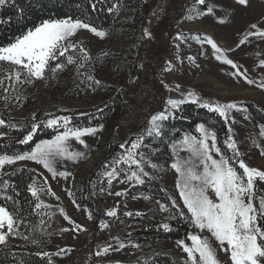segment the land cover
<instances>
[{
    "label": "rangeland",
    "instance_id": "obj_1",
    "mask_svg": "<svg viewBox=\"0 0 264 264\" xmlns=\"http://www.w3.org/2000/svg\"><path fill=\"white\" fill-rule=\"evenodd\" d=\"M145 1L149 3V9L143 25L139 18L126 28L113 31L97 29L106 33L103 38L88 29L77 30L70 42L85 50L78 51L80 57L85 52L90 57L87 62L81 61L84 63L82 68L79 63L66 62L62 70L55 73L47 70L43 78L17 83L6 78L12 66L0 62V80L3 81L0 84V111L14 117H28L39 123L68 116L72 121L75 116L98 111L115 100L127 105L125 109H117L102 124V130L82 137L87 147L74 138L69 139V152L84 155L75 160L57 158L53 163L57 173L55 178L42 164L34 161L12 164L30 165L44 176L45 181L35 183V186L45 189L39 196L45 205L50 206L45 208L48 223L45 219L37 236L25 235L18 230L17 234H9L7 243L0 246L36 239L49 253L53 264H135L138 259L161 249L186 259V253L177 246V241H161L149 236L134 240L135 223L119 222L122 217L129 216L126 213H142L155 208L163 220L170 213L161 211L150 196L147 200L143 198L145 195L127 197V190L140 184L126 180L127 165H114V161L109 165L106 163V159L115 152L118 158L125 151L120 146H106L116 140V134L118 137L126 136L122 144L129 148L133 133L144 132L151 115L163 111L169 98H182V93L192 92L213 104L235 103L237 108L229 111L227 119L230 136L245 163L264 170V135L261 134L264 126L255 124L246 109L238 105L239 101H252L264 107V88L259 87L264 83V66H260V61L264 60V39L251 36L245 44L239 43L248 32L255 31L251 25L256 24L264 30V0H247L246 5L239 4L237 0H205L204 4H197V0ZM208 7L213 9L210 14L206 11ZM187 33L211 38L239 66V71L255 83H247L242 75L233 76L236 70L217 60L210 44L191 40ZM178 35L185 39H177ZM71 55L74 59L78 57L77 54ZM89 76L100 84L93 85ZM177 85L178 91L174 90ZM192 135L199 136V133ZM143 144L147 147L140 151L160 166L159 171L146 170L152 179L162 181L170 197L182 204L175 186L178 174L171 168L175 161L172 148L160 156L159 144L145 139ZM180 155L187 156V153L181 152ZM102 166L106 169L101 178L92 180L91 174ZM113 167L124 171L109 183L107 172ZM60 172L70 175L60 176ZM85 184L90 191L88 199L93 202L92 208L78 206L72 197L73 191L84 189ZM47 189H51L54 195ZM116 192L125 194L116 196ZM60 209L64 210L63 214ZM112 209L116 210V216L106 215ZM65 215L69 219H65ZM196 231L191 225L190 232ZM115 237L126 245L119 251L115 250L118 247ZM212 243L215 246L214 240ZM109 245L111 248L107 253L97 255ZM217 254L221 264H230L228 254L219 250Z\"/></svg>",
    "mask_w": 264,
    "mask_h": 264
},
{
    "label": "snow or ice",
    "instance_id": "obj_2",
    "mask_svg": "<svg viewBox=\"0 0 264 264\" xmlns=\"http://www.w3.org/2000/svg\"><path fill=\"white\" fill-rule=\"evenodd\" d=\"M204 2L205 0H197V4H204ZM237 2L241 5L247 4V0H237ZM8 3L9 0H0V7ZM12 3L14 4L15 0H12ZM206 11L210 14L213 9L208 7ZM200 14L197 13V15ZM189 18L192 17L189 16ZM251 28L255 31L248 32L239 41L241 45L248 42V38L251 36L264 39V30H260L256 24L251 25ZM79 29H88L101 38L106 35L105 32L97 30L80 19L74 20L71 17L45 19L38 26L16 37L13 42H9L6 46H0V62H6L12 66L9 76L6 78L14 79L17 83L31 82L32 78H43L47 70L53 73L58 69L62 70L65 67L64 64L57 63L55 67H51L50 62L64 57L70 49L85 51L82 47L78 48L77 45L70 42V38ZM145 35H148L147 31H145ZM193 38L210 44L215 58L236 70L232 73L233 76L242 75L247 83H255L245 73L239 71V66L228 58L211 38L206 36ZM177 39L184 40L185 38L178 35ZM89 59L86 52L82 57L76 59L69 54L67 64L79 63L82 68L83 62H87ZM260 66H264V60L260 61ZM88 79L93 81V85L100 84L91 76ZM0 84H3L2 80H0ZM259 87L264 88V83ZM174 90L178 91L179 85ZM4 91L7 92L8 89L5 88ZM181 96L180 99L169 98L166 101L167 107L163 111L151 115L148 126L144 130L147 137L154 141L160 140L163 143V137L167 135L165 122L175 117L181 105L189 100L192 103H199L200 107L206 108L210 112L218 113L226 121L229 111L237 108L235 103L213 104L204 101L192 92L186 95L182 93ZM98 111L102 112L103 110L98 109ZM245 118L247 119V117ZM70 123L68 116H58L39 123H32L27 134L18 143L30 144L41 127L54 128L57 130V134L52 139L40 140L35 143L29 151L13 155H0V168H3L4 165L15 164L17 161H34L42 164L55 178L57 173L53 163L57 158L65 157L75 160L84 155L81 152H69V139L74 138L87 147L82 137L94 135L98 130L103 129V125H99L98 128H80L70 127ZM5 124L6 121L0 118V126ZM10 126L16 127V125ZM60 128H63V131H60ZM195 131L199 133V136L185 133L181 139L174 140L171 144L172 155L175 157L171 168L178 174L175 186L179 190V199L182 204H178L175 199L169 197L168 199L172 201L171 210L164 204L159 205L161 211L170 213L167 220H184L197 230L187 234L186 240L190 241V244L186 243L184 239L176 242L177 246L186 253L184 264H221L217 254L218 250L229 255L230 264H264V223H261L264 221V195H259L256 192L257 183H264V170L250 167L245 163L241 158L242 153L231 136L226 141L227 149L232 152V155L228 156L217 146L215 131L210 130L204 123L197 124ZM261 134L264 135V128H262ZM143 140L144 134L142 133L137 136L135 141L131 142L129 148H125V144H121L120 147L125 151L113 162L114 165H127L126 180L141 185L146 182V179L153 178L146 168L160 170L158 164L152 163L145 153L140 151L141 148L147 147L143 144ZM181 152H186L187 156H181ZM122 171L124 170L121 168L113 167L112 171L107 172L109 183ZM58 175L67 177L70 174L60 172ZM29 191L39 201L35 204V209L50 207L40 200L39 193L45 189L36 187L35 181L29 185ZM47 191L51 193V189H47ZM51 194L54 195V193ZM124 194L125 192L115 193L116 196ZM143 198L150 199L146 195ZM6 199L12 198L6 197ZM60 212L63 214L64 210L60 209ZM116 214L115 209L106 213L108 216H116ZM126 215L133 214L126 213ZM136 215H140V213H136ZM64 218L69 219L67 215ZM89 219H91V214H89ZM24 223L25 221L19 215V210L15 208L9 210L6 206H0V244H6L9 234H17L18 228ZM159 228L164 232L171 231L170 224L167 222H162ZM5 229L6 231H4ZM33 231L35 230L33 229ZM24 238L28 239L27 236ZM114 239L118 242L116 251L126 246L119 241L118 237ZM213 240L216 242L215 246H213ZM32 242L39 243L36 239H33ZM134 246L138 247V245ZM109 248L111 245L105 247L102 252H97V255L107 253ZM63 251L61 249V252ZM59 254L56 253V255ZM38 255L47 257L49 253H38Z\"/></svg>",
    "mask_w": 264,
    "mask_h": 264
},
{
    "label": "trees",
    "instance_id": "obj_3",
    "mask_svg": "<svg viewBox=\"0 0 264 264\" xmlns=\"http://www.w3.org/2000/svg\"><path fill=\"white\" fill-rule=\"evenodd\" d=\"M148 9L149 3L145 0H15L14 4L12 0H9L7 5L0 7V46H6L9 42H13L16 37L38 26L45 19L71 17L74 20L80 19L97 29L113 31L116 28L129 27L133 20L138 21L139 18L142 19L141 24L143 25ZM186 35L191 40H195L193 37L198 36L196 33H187ZM68 53L77 54L80 57L78 51L70 49ZM67 56L65 54L64 57L51 61V67H55L57 63L65 64ZM238 105L246 109L255 124L264 126L263 106L252 101H239ZM126 106L124 102L119 103V100H115L101 108L102 112L94 111L73 117L70 124L80 128L99 126L104 124L117 109H125ZM0 118L6 121L5 125L0 126V155H13L29 151L35 143L50 139L57 134L55 129L41 127L30 144H20L18 141L27 134L30 125L36 122L28 117H14L8 112L2 111H0ZM200 123H204L210 130L215 131L217 146L228 156H231L232 152L226 146L230 131L225 118L220 117L218 113L200 107L199 103L192 102L181 105L176 116L165 122L167 135L163 137V143L160 140L154 141L150 137L147 138L144 132L133 133L131 142L143 133L145 140L159 144L161 149L158 154L161 156L171 148L174 140L181 139L185 133L197 134L196 125ZM10 125H16V127L13 128ZM115 136L116 140L108 142L106 146L119 147L126 137H118L117 134ZM117 156L118 154L115 152L106 159V163L109 165L117 159ZM167 158L170 159V157ZM105 169L106 167L103 168V166L101 169L98 168L96 173L91 174V179L101 178ZM33 181L35 183L44 182L45 178L30 165H4L0 172V206H6L9 210L13 208L19 210V215L25 223L18 230L29 236L39 235V229L45 219V222L48 223L46 209L43 207L35 209V204L39 201L29 191V185ZM85 186L84 189L74 190L72 197L78 206L92 208L93 202L88 199L90 191L87 184ZM256 192L259 195H264V183H257ZM138 195L150 196L158 205L164 204L171 210L172 201L168 199L170 195L160 179H147L144 184L133 186L126 192L127 197ZM6 197L12 199H6ZM124 221L135 223L137 228L132 232L135 241L148 238L146 236L158 238L161 241L181 239L187 241L186 236L191 229V224L184 220H163L161 213L155 208L142 212L140 215L133 213L131 216H124L119 220V222ZM162 222L169 223L171 231L164 232L159 228ZM38 253H45L39 243L16 242L0 246V264H49L51 262L49 256L45 257ZM184 260L171 251L161 249L154 254L138 259L135 264H184ZM51 264L53 263L51 262Z\"/></svg>",
    "mask_w": 264,
    "mask_h": 264
}]
</instances>
